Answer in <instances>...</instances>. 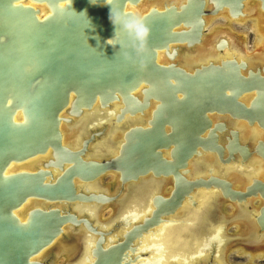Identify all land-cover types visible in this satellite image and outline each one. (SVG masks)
Returning <instances> with one entry per match:
<instances>
[{"label":"water","instance_id":"obj_1","mask_svg":"<svg viewBox=\"0 0 264 264\" xmlns=\"http://www.w3.org/2000/svg\"><path fill=\"white\" fill-rule=\"evenodd\" d=\"M252 16L264 25V0H0V264H46L62 239L80 244L82 232L98 237L96 250L88 239L64 264H88V252L93 264H150L141 255L155 247L134 249L136 239L180 197L197 187L213 194L209 186L227 196L224 184L187 183L177 169L217 151L203 136L207 113L248 116L264 131V77L243 79L247 64L225 37L244 47L206 33L209 18ZM250 92L252 107H241ZM241 147L233 138L228 150ZM170 148L166 163L160 152ZM31 161L39 163L24 169ZM149 173L174 178L172 202L157 196L151 220L126 226L128 190ZM116 205L114 225L102 229L101 212ZM113 229L122 242L105 239Z\"/></svg>","mask_w":264,"mask_h":264},{"label":"flooded vegetation","instance_id":"obj_2","mask_svg":"<svg viewBox=\"0 0 264 264\" xmlns=\"http://www.w3.org/2000/svg\"><path fill=\"white\" fill-rule=\"evenodd\" d=\"M258 21L262 23L260 20ZM229 23L239 24L232 21ZM262 30L264 32V25ZM218 33L227 36L224 32L220 31ZM262 35L259 47H264V34ZM242 55L248 68L246 70L241 69L240 76L243 79H248L249 74L254 76L258 74L264 77V51H251ZM233 57L237 59L236 56ZM255 97V92L244 94L239 99L240 106L250 109ZM153 108L154 105H150L146 114L140 120L145 127H148L149 122L152 120ZM247 117L232 116L230 113L221 115L216 112L207 113L205 116L206 125L208 126L203 129V136L214 137L215 150L217 151L209 154L201 153L203 154L202 157L194 155L186 162L185 167L182 166L177 169V175L180 180L191 184L199 181L215 180L227 187V196L222 194V189L219 186H209L208 190L213 194L202 196L200 195V188H193L191 194L179 198L180 200L177 201L173 212L161 214L158 223L151 228V233L156 231L158 224L167 222L170 218L181 220V222L193 221L192 230L188 229L187 232H184V239L187 238L188 232L198 235L201 228L199 224L209 223L212 225L211 231L207 234L209 236H206L212 244L208 245L203 252V255H207V257L199 258V252L196 251L197 256H192V259H184L182 258L183 255L176 258V255L173 256L174 258L166 259V264H264V150H257L258 144L263 143L264 131L259 130L256 125L250 127L247 124L249 122ZM165 132L169 134V128L166 127ZM233 138H237L239 147L243 144L244 146L241 148L246 150H235L234 153L233 150H228ZM254 139H257L255 144ZM160 153L164 162L172 161L171 148L161 150ZM38 163V161H31L23 168L33 169ZM174 185L175 181L172 176L155 179L149 173L135 186L129 188L128 191L132 193L129 195V204L134 200H138L139 203L143 202L148 207H153L145 215V218L139 220H136V214L130 215L133 211L129 210L131 226H138L143 222L142 220L149 221L153 218L156 211L154 202L151 203V197L155 199L156 196H159L160 200L171 203V193L174 190ZM100 187L99 185V189H101ZM154 188H156V191H151ZM124 198L127 197L124 196ZM114 207V210L110 211L112 215L108 217V222H110V218L117 214L119 206ZM195 208L201 209V212L195 211ZM108 222H105V224ZM157 231H162V228L160 227ZM102 234L105 235L106 240L113 234H117L116 236L119 237L118 242L124 240L122 239L124 234L117 232L115 229L110 233L102 232ZM142 235L136 239L134 249L144 247L145 250L149 251L155 247V252H158L157 246H150L147 243L148 241L144 239L140 241ZM69 236L68 240H75V236ZM95 237L82 232L79 245L82 246V243L87 242L88 239L90 241L93 239L92 242H95L97 240V237L96 239ZM192 238L198 241V238ZM176 246L179 249L178 253L185 252L188 248V244H178L176 241L174 242V239L168 247L170 250H176ZM151 254L152 251H149L141 255V259L152 260Z\"/></svg>","mask_w":264,"mask_h":264},{"label":"rangeland","instance_id":"obj_3","mask_svg":"<svg viewBox=\"0 0 264 264\" xmlns=\"http://www.w3.org/2000/svg\"><path fill=\"white\" fill-rule=\"evenodd\" d=\"M208 28H207V35H211L214 31H222L225 34L228 35V37H231L234 39L236 44L238 46H243L247 53L254 51L259 48V45L261 44V37H263L262 34H264L262 30V23H259L256 16L247 17L243 19L239 24H233L227 22L225 18H209L208 20ZM212 31V32H211ZM222 41V40H221ZM220 41V45H222ZM227 41V44H229V47L231 48L233 56L237 57V61L244 63L243 55L240 53V51L235 50L232 48V42L225 37V40ZM225 45V44H224ZM228 47V46H227ZM264 48V47H262ZM227 50V49H226ZM98 119V118H97ZM116 119V118H115ZM239 141V140H238ZM257 141V139H254V144ZM240 146H244L243 144ZM113 179L111 177H105V179L102 181L103 185H110L112 184ZM87 189L90 191L96 190L92 187L87 186ZM151 191H156V188L152 189ZM205 191H208L207 189ZM155 194V193H154ZM157 197V196H156ZM159 197V196H158ZM153 198L151 197V203ZM135 202L132 204L130 203V211H133L130 213L136 214L135 217H137L136 220H139L140 218H145V215L148 214L149 211L153 209L151 206H147L145 203L141 202L139 203L138 200H134ZM202 201V200H201ZM150 203V204H151ZM192 208V207H191ZM195 211L201 212V209L195 208ZM128 213V214H129ZM110 215L109 209H106L101 212L100 219L104 220L108 218ZM168 222H161L158 224V227L156 231L150 232L152 229H149L146 234L142 235L141 240H147L148 244L150 246H157V252H154L151 254V259H154V262H150V264H166V259L174 258L176 255L178 258L179 255H183L182 258L184 259H192V256H197L196 251L199 252V258H205L207 255H203V252L205 251L206 247L208 245H211V241L206 238L208 232L211 231L212 225L209 223H204L200 225L199 233L198 235H193L191 232L187 233V238L184 239V232H187L188 229L192 230L193 227V221H183L176 220L175 218L168 219ZM108 225L100 226L105 229H108L112 227L113 221L108 222ZM130 223L129 220L125 222L128 226ZM96 224V223H95ZM131 224V223H130ZM162 228V231H157L159 228ZM150 232V233H149ZM117 234L110 235L108 239L111 241L115 240V236ZM217 236V235H215ZM194 238H198V241L194 240ZM98 238V237H97ZM174 239V242L176 241L178 244L184 243L188 244L187 251L185 252H179L178 247L176 246V250L171 249L168 247L171 241ZM67 237L62 239L61 246L57 245V248L51 250L46 255L44 261L46 264H49L50 262H53L54 264H64L69 262L71 259H73L77 255V251L79 248L78 242L75 240L70 241ZM93 239H91V246L93 247L92 250H96L94 247L95 244L92 242ZM97 241V240H96ZM101 249L103 250L104 247L100 244ZM105 250V249H104ZM194 251V252H193ZM55 254L56 258H54L52 255ZM174 256V257H173ZM181 258V257H180ZM96 258L92 257L91 252H88L85 257V262L88 264H93ZM157 259V260H156ZM165 261V262H164ZM164 262V263H163ZM191 264V263H188Z\"/></svg>","mask_w":264,"mask_h":264},{"label":"bare ground","instance_id":"obj_4","mask_svg":"<svg viewBox=\"0 0 264 264\" xmlns=\"http://www.w3.org/2000/svg\"><path fill=\"white\" fill-rule=\"evenodd\" d=\"M163 3H164V2H163ZM137 11H139V10H136V12H137ZM11 169H12V167H11L9 170H11Z\"/></svg>","mask_w":264,"mask_h":264}]
</instances>
